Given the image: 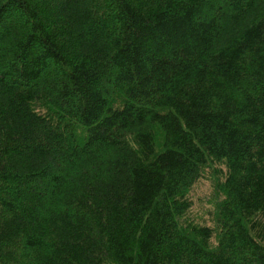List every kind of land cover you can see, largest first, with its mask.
I'll return each mask as SVG.
<instances>
[{
  "label": "trees",
  "instance_id": "16d2710c",
  "mask_svg": "<svg viewBox=\"0 0 264 264\" xmlns=\"http://www.w3.org/2000/svg\"><path fill=\"white\" fill-rule=\"evenodd\" d=\"M0 264H264V0H0Z\"/></svg>",
  "mask_w": 264,
  "mask_h": 264
},
{
  "label": "rangeland",
  "instance_id": "374dc122",
  "mask_svg": "<svg viewBox=\"0 0 264 264\" xmlns=\"http://www.w3.org/2000/svg\"><path fill=\"white\" fill-rule=\"evenodd\" d=\"M215 170V168L209 167L208 170L206 168L204 176L190 190L188 197L191 199L192 207L185 219L201 226L210 227L218 235V212L223 201V194L218 188V181L224 177L225 170L221 167L223 175L218 174L219 169ZM213 242L216 244L217 239H213Z\"/></svg>",
  "mask_w": 264,
  "mask_h": 264
}]
</instances>
